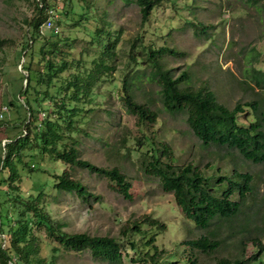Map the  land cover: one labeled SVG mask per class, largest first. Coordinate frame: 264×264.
<instances>
[{"label": "rangeland", "instance_id": "374dc122", "mask_svg": "<svg viewBox=\"0 0 264 264\" xmlns=\"http://www.w3.org/2000/svg\"><path fill=\"white\" fill-rule=\"evenodd\" d=\"M52 4V22L58 26L56 33L75 41L68 59L82 58L87 68L92 67V59L101 53L95 41L91 42L95 27L118 38L114 70L95 84L92 110L72 137L83 160L105 169L115 167L125 175L130 197L125 198L103 175L42 156L30 162L36 163L35 172L20 173V194L35 196L43 185L41 206L52 221L66 233L115 238L121 247V264H150L144 256L145 250L139 247L145 242L144 233L145 237L154 239L149 252L154 254L155 264H188L191 256L197 264H214L220 257H238L243 244L245 257L250 258L255 252L251 240L258 238L264 244V165L246 161L234 150L203 146L189 128L185 112L170 114L162 108L160 84L150 80L152 70L148 66L144 73L140 72V82L133 85L132 96L157 113L154 122L139 126L136 116L122 103L120 85L127 69L136 66L130 64V58L140 51L138 61L144 60L143 47L154 50L166 47L173 49L175 55L165 54L160 62L173 78L184 75L179 87H207L228 108L251 101L264 106V88H253L250 80L253 70L264 72V0H162L144 25L134 1L61 0L59 4ZM32 9V0H0V39L10 41L1 54L4 61L0 60V121L9 123L0 128L2 148L22 129L17 106L6 103L11 99V84L19 86L20 77L26 75L21 68L24 59L19 57V51L29 39L23 20L32 16ZM41 31L45 38L51 33L45 27ZM38 45L39 42L35 46ZM143 68L139 67L140 71ZM54 92L55 89L50 91ZM46 113L47 110H42L38 119H44ZM33 125L30 124L31 133ZM135 149L147 154L146 164L153 152L163 162L174 166L189 164L206 176L218 174L217 170L224 175H230L233 170L249 172L255 194L235 219L216 221L208 230H201L185 217L172 193L162 189L161 180L143 166ZM63 172L79 181L87 196L56 191L53 183ZM5 199L0 194V202ZM5 208L8 215L15 216L6 201ZM151 219L164 227L150 229ZM133 226H137L139 233L132 231ZM33 233L39 240L40 255L50 258L46 245L51 244L45 232L35 228ZM202 235H215L221 240L219 249L212 254L191 250L186 241ZM0 238L4 239V234ZM132 243L136 244L135 249ZM259 259L264 264V253ZM55 264L111 263L93 258L90 250L84 249L81 252L60 250Z\"/></svg>", "mask_w": 264, "mask_h": 264}, {"label": "trees", "instance_id": "16d2710c", "mask_svg": "<svg viewBox=\"0 0 264 264\" xmlns=\"http://www.w3.org/2000/svg\"><path fill=\"white\" fill-rule=\"evenodd\" d=\"M32 1L33 14L23 20L29 39L19 51V57L24 59L21 68L26 75L20 77L19 86L11 84L9 88L11 99L6 103L10 107L17 106L22 129L9 138L3 148L0 147V194L5 196V201L15 215L13 217L8 215V210L6 208L3 210L5 201L0 202V234H4V239L0 238V264H55V258L60 250L81 252L84 249H89L95 259L121 264V247L115 238L66 233L61 226L52 221L41 206L43 185L39 187L35 196L23 197L19 192L20 173L35 172L36 163L30 162H33L36 156H42L103 175L116 185L125 198L130 197V185L125 175L115 167L105 169L83 160L72 137L92 110L90 106L95 84L114 70L113 63L117 55L114 49L118 38L109 31L102 32L103 30L95 27L98 29L97 31L95 29V36H92L91 42L95 41L101 53L92 59V67L87 68L82 58L68 59L74 39L60 37L51 30L49 37L41 35V28L49 18L48 12L54 8L52 3L60 2ZM129 1L137 3L142 25L148 22L153 8L162 2V0ZM78 16L81 17V14ZM37 42L39 45L35 46ZM9 43V40L0 39L1 62L4 61L2 51ZM143 50L144 60L138 61L140 51L137 56L130 58V64L136 66L127 69L120 85L122 103L136 116L139 126L145 122H154L157 118L156 112L136 102L132 96L133 85L136 81L140 82V72L144 73L148 66L152 70L150 80L155 79L160 84L162 108L170 114L185 112L189 128L203 146L214 145L234 150L246 161L264 165V106L251 101L238 102L233 108H228L220 104L207 87L198 89L179 87V81L184 75L177 79L173 78L171 72L160 62L161 56L175 55V51L166 47L156 50L143 47ZM142 66L145 68L140 71L139 67ZM64 73L68 74L64 76ZM250 78L253 88H264V72L253 70ZM52 89H55L54 93H50ZM47 102L49 105H45ZM42 110H47V113L44 119L39 120L38 115ZM8 124L0 121V128ZM30 124H34L33 133ZM135 151L142 158L143 166L161 180L162 189L172 193L176 205L185 217L201 230H208L216 221H232L255 194L253 177L249 172L233 170L230 175H224L217 170L218 174L206 176L189 164L174 166L163 162L153 152L148 155L149 162L146 164L147 154L141 153L139 149ZM53 187L58 192H76L79 196H87L84 186L64 172L56 176ZM148 224L150 229L164 227L154 219L149 220ZM4 227H7V231H4ZM35 228L45 232L51 244L46 245V253L51 254L50 258L40 255L39 240L33 233ZM132 231L139 233L137 226H133ZM145 234L142 236L145 242L139 247L145 250L144 256L148 257L147 261L155 264L154 254L149 252V246L154 239L145 237ZM186 244L191 250L212 254L219 249L221 240L215 238V235H202L186 241ZM251 244L255 252L250 258L245 257L243 244L242 253L238 257L233 259L220 257L214 264H261L259 258L264 253V244L258 238L251 240ZM131 247L135 249L136 244ZM187 260L188 264H197L193 256Z\"/></svg>", "mask_w": 264, "mask_h": 264}, {"label": "built area", "instance_id": "2783aa9c", "mask_svg": "<svg viewBox=\"0 0 264 264\" xmlns=\"http://www.w3.org/2000/svg\"><path fill=\"white\" fill-rule=\"evenodd\" d=\"M57 2H61V0H57ZM54 10H49L48 14H49V18L44 22L43 27H45L46 29H50L52 31H54V33H56L58 31L57 27L54 26L53 22H52V16H53Z\"/></svg>", "mask_w": 264, "mask_h": 264}]
</instances>
